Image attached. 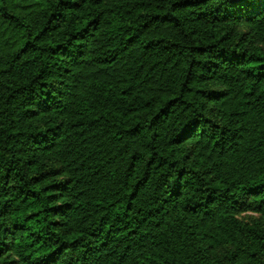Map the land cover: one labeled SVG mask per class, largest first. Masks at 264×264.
I'll use <instances>...</instances> for the list:
<instances>
[{"label":"trees","instance_id":"1","mask_svg":"<svg viewBox=\"0 0 264 264\" xmlns=\"http://www.w3.org/2000/svg\"><path fill=\"white\" fill-rule=\"evenodd\" d=\"M0 264H264V4L0 0Z\"/></svg>","mask_w":264,"mask_h":264},{"label":"snow or ice","instance_id":"2","mask_svg":"<svg viewBox=\"0 0 264 264\" xmlns=\"http://www.w3.org/2000/svg\"><path fill=\"white\" fill-rule=\"evenodd\" d=\"M261 4H264V0H260Z\"/></svg>","mask_w":264,"mask_h":264},{"label":"water","instance_id":"3","mask_svg":"<svg viewBox=\"0 0 264 264\" xmlns=\"http://www.w3.org/2000/svg\"><path fill=\"white\" fill-rule=\"evenodd\" d=\"M232 1H234V0H232Z\"/></svg>","mask_w":264,"mask_h":264}]
</instances>
